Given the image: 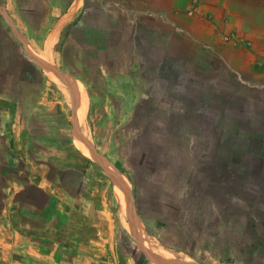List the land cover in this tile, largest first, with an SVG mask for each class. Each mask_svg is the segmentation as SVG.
Instances as JSON below:
<instances>
[{"label": "crops", "instance_id": "obj_1", "mask_svg": "<svg viewBox=\"0 0 264 264\" xmlns=\"http://www.w3.org/2000/svg\"><path fill=\"white\" fill-rule=\"evenodd\" d=\"M74 1L70 0L53 20L57 34L82 13L105 11L103 16L109 18L105 26L84 21L78 26L91 37L90 44L79 49V59L85 63L88 57L84 51L93 49L95 64L104 68L99 72V92L89 90L81 76L61 71L54 59L43 58L45 41L38 48L37 40L12 21L16 30L29 38L32 52L20 42L21 48L42 81L34 91L14 92L6 87L8 73L0 64V264H136L132 254L123 249L122 234L148 264H216L196 261L182 255L181 249L156 241L139 213V205H150L139 203L136 194L134 200L128 175L106 153L98 151L97 140L84 126L90 110L101 113V98L119 99V111L128 120L142 96L164 98L167 82L176 87L173 100L187 103L195 98V104L187 103L179 112L182 138H195L191 130L200 128L208 112L216 114L213 127L224 135L226 107L231 103L217 101L215 85L228 88L231 75L248 74L260 105L254 110L256 121L251 122L256 132L264 135V0H80L75 7ZM0 15L17 38L5 14ZM131 24L135 32L145 34L141 44L146 50H159L160 58L152 62L150 57H132L126 66L110 68L111 57H99L107 44L98 41V34L123 31ZM168 50L178 58L170 70L164 66L169 61ZM54 53L52 46L50 55ZM219 73L223 76L216 75ZM243 92L240 87L238 92H229V97L243 98ZM66 109L68 132L63 134ZM244 112L250 111L244 108ZM105 113L96 119L100 127L110 123L109 109ZM34 120L42 124V133L32 132ZM182 125L188 128L185 132ZM53 130L60 137L53 135ZM62 135L68 142L59 139ZM200 143L210 145V135L203 136ZM212 150L209 147L206 151L209 160ZM103 161L121 174V185Z\"/></svg>", "mask_w": 264, "mask_h": 264}, {"label": "rangeland", "instance_id": "obj_2", "mask_svg": "<svg viewBox=\"0 0 264 264\" xmlns=\"http://www.w3.org/2000/svg\"><path fill=\"white\" fill-rule=\"evenodd\" d=\"M69 1L0 0V5L6 7L4 11L0 6V12L5 14V20L17 35V38L12 35L0 15V64L6 66L9 78L4 83L10 90L31 88L34 91L40 88L42 81L39 71L21 48L23 44L31 51L29 38L14 27L12 21H16L28 37L32 35L37 40L38 48L45 41L43 58L54 59L61 71L81 76L87 80L89 90L100 91L99 72L104 68L95 64L93 49L84 51L88 57L85 63L79 59V49L89 45L91 37L78 26L82 21L105 26L109 18L103 16L105 11L82 13L72 25L57 34V26L54 28L52 22ZM109 13L110 9L106 14ZM144 35L135 32L133 24L125 25L123 31L99 33L98 41L107 44V49L99 52L100 59L111 57L110 68L126 66L132 57L143 60L150 57L152 62L158 61L159 50L148 51L141 44ZM52 46L55 47L54 55H50ZM174 57L173 51L168 50L166 70L178 60ZM231 78L228 88L215 85L217 101L225 105L228 101L231 103L226 107L228 121L224 135L213 127L216 114L208 112L202 119L206 121L207 118V122H201L198 129H189L195 133V138H182L178 127L181 124L179 112L187 103L195 104V98L187 103L173 100L176 87L167 82L164 98L142 96L128 120L119 111V99L99 98L101 113L90 110L84 129L97 140L98 151L106 153L128 175L134 186V200L136 194L139 203L150 205H139V213L147 231L159 244L171 249L186 248L196 253L197 258L216 264H264V135L257 133L258 129L251 122L256 121L254 110L260 105L255 98L254 81L248 74L241 77L234 74ZM240 87L246 92L243 98L229 97V92H238ZM106 108L110 123L100 127L96 119L106 114ZM244 108L250 112H244ZM63 116V134H67V109ZM32 123L33 133L43 132L39 120ZM184 126L185 132L187 127ZM262 129L259 131H264V123ZM51 133L60 137L57 130ZM207 135L212 143L201 144L202 137ZM62 137L59 139L68 142L65 135ZM209 147H213L210 160L206 154ZM220 183L222 186H218ZM155 191L166 196L165 199L156 196ZM119 238L125 251L136 254L128 238L123 234Z\"/></svg>", "mask_w": 264, "mask_h": 264}, {"label": "bare ground", "instance_id": "obj_3", "mask_svg": "<svg viewBox=\"0 0 264 264\" xmlns=\"http://www.w3.org/2000/svg\"><path fill=\"white\" fill-rule=\"evenodd\" d=\"M80 0H75L74 3H73V6H77L78 3H79ZM80 4V3H79ZM72 13V12H71ZM78 128V127H77ZM82 135V134H81ZM80 145L82 146L83 150L85 153H87V151L85 150L86 148L84 147V145L78 140L76 139ZM89 154V153H88ZM92 156V155H91ZM103 163V166L105 167V169L107 170V172L110 173V175H113L115 178L118 179V184L121 185L122 184V181H121V174H119V172L117 171V169H115L111 164L107 163V162H102ZM125 185V184H124ZM127 186V185H126ZM125 187V186H124ZM116 188L118 189L119 192H121L119 190V188L116 186ZM121 195V193H119ZM128 206V205H127ZM125 209V207H123ZM126 210V209H125ZM165 257V256H164Z\"/></svg>", "mask_w": 264, "mask_h": 264}, {"label": "trees", "instance_id": "obj_4", "mask_svg": "<svg viewBox=\"0 0 264 264\" xmlns=\"http://www.w3.org/2000/svg\"><path fill=\"white\" fill-rule=\"evenodd\" d=\"M218 186H222V183H220ZM181 251L184 252L186 255L192 257V258H193L194 260H196V261H206V260H204V259H199V258H197L196 253H194V252H192V251H189V250L186 249V248L182 249ZM135 252H136V254H134V252H132V251L129 252V253H131L132 256L134 257V259H135V263H136V264H148V263H147V260L145 259V257L143 256L142 253H140V252H139L138 250H136V249H135Z\"/></svg>", "mask_w": 264, "mask_h": 264}]
</instances>
